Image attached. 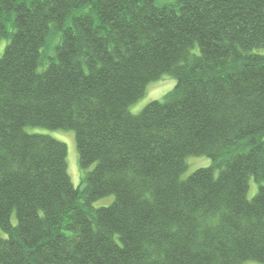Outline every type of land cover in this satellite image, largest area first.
<instances>
[{"label": "trees", "instance_id": "obj_1", "mask_svg": "<svg viewBox=\"0 0 264 264\" xmlns=\"http://www.w3.org/2000/svg\"><path fill=\"white\" fill-rule=\"evenodd\" d=\"M4 39L0 264L264 263V0H0Z\"/></svg>", "mask_w": 264, "mask_h": 264}, {"label": "rangeland", "instance_id": "obj_2", "mask_svg": "<svg viewBox=\"0 0 264 264\" xmlns=\"http://www.w3.org/2000/svg\"><path fill=\"white\" fill-rule=\"evenodd\" d=\"M157 2H162L163 0H156ZM5 46V39L0 41V54L3 53ZM49 51V50H48ZM175 85V78L170 74H163L158 79L149 82L144 90L143 95L129 105V111L132 113H138L148 102L152 100H162L167 92H169ZM27 131H34V128H26ZM38 131L46 132L56 139L65 143L67 148L66 162H67V171L70 176V179L74 186L81 185L82 176L85 172L80 168L79 165V156L76 148L74 132L71 130L64 129H45L38 128ZM187 168L182 174V176H187L195 168L201 165H209L210 159L206 156H190L186 159ZM91 168V167H90ZM88 168V170L90 169ZM254 180H250V190L248 191V196H252L255 189ZM83 186H81L82 188ZM113 199V196L102 197L93 202V206H102L109 204ZM1 232V231H0ZM243 264H264L255 260L245 261Z\"/></svg>", "mask_w": 264, "mask_h": 264}]
</instances>
